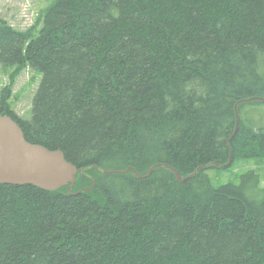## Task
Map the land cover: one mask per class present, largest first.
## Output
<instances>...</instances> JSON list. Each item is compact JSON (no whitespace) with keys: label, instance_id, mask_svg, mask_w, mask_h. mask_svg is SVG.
<instances>
[{"label":"trees","instance_id":"1","mask_svg":"<svg viewBox=\"0 0 264 264\" xmlns=\"http://www.w3.org/2000/svg\"><path fill=\"white\" fill-rule=\"evenodd\" d=\"M10 64L42 80L31 120L0 116L97 175L0 185V264H264L259 174L208 175L264 158V103L243 102L264 98V0H57L36 31L0 17Z\"/></svg>","mask_w":264,"mask_h":264},{"label":"rangeland","instance_id":"2","mask_svg":"<svg viewBox=\"0 0 264 264\" xmlns=\"http://www.w3.org/2000/svg\"><path fill=\"white\" fill-rule=\"evenodd\" d=\"M57 0H0V17L10 24L15 30L36 31L43 19L44 13L55 4ZM42 75L38 70L29 66L0 65V110H12L19 118L31 120L33 117V101L40 86ZM3 106V107H2ZM263 112L264 107L260 108ZM1 112V111H0ZM252 118L258 120L256 113ZM259 174L261 189H264V158L260 159H237L234 165L227 169H210L208 175L215 188H221L229 184L240 185L242 176L249 172ZM148 173V171H147ZM146 173V174H147ZM89 176L78 177L74 189L88 191L95 185L92 179L97 173L92 172ZM256 188L248 191V197L254 201H260V195Z\"/></svg>","mask_w":264,"mask_h":264},{"label":"water","instance_id":"3","mask_svg":"<svg viewBox=\"0 0 264 264\" xmlns=\"http://www.w3.org/2000/svg\"><path fill=\"white\" fill-rule=\"evenodd\" d=\"M261 101V98L243 102ZM238 106H236V113ZM88 169H78L68 162L62 151H51L40 145L29 143L19 124L10 116H0V185L34 186L46 192H55L65 187L70 191L75 186L77 175ZM127 171H104V174H127ZM153 169L149 171L150 176ZM179 182L194 177L182 178L175 172ZM137 178H143L136 173ZM145 178V177H144ZM72 194V192H70Z\"/></svg>","mask_w":264,"mask_h":264},{"label":"bare ground","instance_id":"4","mask_svg":"<svg viewBox=\"0 0 264 264\" xmlns=\"http://www.w3.org/2000/svg\"><path fill=\"white\" fill-rule=\"evenodd\" d=\"M261 99H264V98H261ZM261 102V101H260ZM262 103H264V102H262ZM30 143V142H29ZM31 144H33V143H31ZM34 145H38V144H34ZM40 146H42V145H40ZM44 147V146H43ZM46 148V147H45ZM47 149V148H46ZM49 150V149H48ZM51 151H60V150H51ZM219 166V165H218ZM221 169H227V168H229V165H224V166H219ZM151 169H153V168H151ZM198 171L199 170H197L194 174H192L194 177L197 175V173H198ZM177 177V176H176ZM189 177V176H188ZM187 178V177H186ZM191 179V178H190ZM190 179H188V180H190ZM187 180V181H188ZM184 183V182H183Z\"/></svg>","mask_w":264,"mask_h":264}]
</instances>
